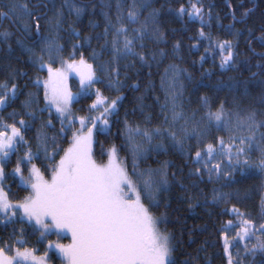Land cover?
Instances as JSON below:
<instances>
[{"label": "snow or ice", "instance_id": "obj_1", "mask_svg": "<svg viewBox=\"0 0 264 264\" xmlns=\"http://www.w3.org/2000/svg\"><path fill=\"white\" fill-rule=\"evenodd\" d=\"M51 0H9L8 11L0 12V18L18 22L22 25L24 33L32 35L35 29L40 53L37 55L36 49L25 48L37 70H47L48 79L40 80L38 77L33 81L34 86L39 89L44 88V108L38 111H55L61 118V132L65 119L69 124L73 123L70 106L75 99L67 90V73L75 71L79 75L81 84V95H91L95 85L104 83L101 75L98 74L93 64L88 63L79 50L91 43V37H86L82 43L73 44L70 60L62 58L64 46L59 43L58 34L62 27L63 10H56L53 17H48L43 11L48 7ZM70 9H74L77 19L84 12V8L76 7L65 0ZM191 11L183 6L179 8L177 15H187L189 21H199L201 25L206 22L201 7L197 4H190ZM150 9V11H149ZM147 11L146 16L143 13ZM253 9H247L241 15L243 22ZM106 26L102 35L96 37L103 39L102 49L110 54L107 64L99 65V72L107 78V86L119 92L123 88L120 79V62L127 60L130 63L127 67H135L136 61L142 65H150V60H156L157 53L146 54V41L160 43L164 41V34L159 27L158 17L160 10L152 6L151 0H129L127 11L124 6L117 4L116 23H113L107 13L104 14ZM233 24L237 21L235 11L232 12ZM41 21L47 23L49 27V37L41 34ZM95 27V25H93ZM232 27L231 25L229 26ZM57 34L56 38H51V33ZM239 33L237 32V35ZM12 33L5 29L0 31V41L9 45V37ZM75 38L80 37L79 31L72 30ZM201 38H208L203 27L199 30ZM111 37V39H109ZM18 44L24 46L23 41L18 40ZM264 44V34L261 37ZM177 42L174 49H179ZM215 47L221 54V67H232L235 65L233 45L230 41L217 43ZM139 49V50H138ZM79 53V59H76ZM226 53V54H225ZM45 55L47 63H45ZM166 54L163 50L159 52L160 57ZM92 58L97 59V53L92 52ZM205 58L201 57V62ZM59 60L61 67L54 68V63ZM258 68H264V64H258ZM255 76L256 74L253 73ZM188 78L191 74H187ZM182 70L175 64L169 65L165 70L164 77L161 78V85L164 87L166 97L161 106L162 124L151 129L141 128L139 125L132 127L125 120L126 138L132 145V171L129 173L126 161L119 157L115 145L109 150L107 163H98L92 155L93 130L97 132H108L110 124L109 117L118 111V102L123 99L117 96L109 100L103 97L99 88L95 90L96 100L90 106L89 111L99 113L96 116L80 117L81 128L78 133L72 136L71 146L62 151L64 155L60 157L58 163L50 166V176L46 179L44 173L39 168L32 165L29 175L22 174L20 163L13 169V173L20 175L21 185L30 189V194L18 203H12L7 193L0 187V217L7 222H15L19 219L26 220L33 229L39 232L43 240H47L49 234L55 232L59 236L62 232L71 233L72 243L68 246L62 244L48 245L49 249L55 248L64 258L65 264H177L175 253L177 251L174 237L162 231L160 228L164 220L163 216L154 214L153 209L161 206V197L169 192L171 180L175 179L181 184L185 192L188 191L177 177L176 172H169L170 162L165 161L157 168H146L140 170L139 161L147 160L150 152H166L169 141L171 146L182 154L186 155L193 168L189 171V176L201 177L206 173L209 180L215 175L222 174L231 176L232 173L224 172L220 163H213L219 157H226L227 167L233 171L237 168L251 169L253 167L250 158L253 152L258 153V160L255 167L264 174V111L257 113L249 110L241 115L239 110L230 111L221 103L213 111L207 97L202 98V104L207 112L200 121L195 120V112L192 117L185 115L182 103H178L182 95ZM127 78V76H126ZM138 90L139 85L130 86ZM18 88L15 82L0 84V109L10 106L17 98ZM29 99L24 101V107L29 111L26 113L31 119L37 118V112L33 111V105L38 104V96L35 93H28ZM159 99V98H157ZM264 103V97H262ZM170 112V118L168 113ZM15 115V113L10 114ZM233 117L235 119H233ZM181 121L183 123H181ZM206 121V122H205ZM16 124L4 125L10 128L11 135L0 132V181L5 177V164L9 153L18 150V144L24 141L21 129H28V125L23 119ZM99 124V127L97 125ZM90 125V127L88 126ZM51 120L43 123L37 134V154L42 150L45 158L55 159L56 148H53V155L49 156L48 139L46 128L51 127ZM227 130L229 138L226 142L222 137L218 138L217 144L206 143L203 148L199 144L204 143L212 129ZM140 138L141 142H137ZM197 140V149H186V143L191 139ZM55 143L56 137H51ZM34 154L29 148L26 153L28 163H31ZM195 187V185H193ZM229 194L212 190L213 202L223 201ZM196 197L189 196L188 200H195ZM147 202V203H145ZM190 207L193 205L190 203ZM264 207V199L261 201ZM233 213L238 210L231 209ZM228 224L231 226L232 221ZM22 231V230H21ZM260 235L257 236L256 233ZM240 240L255 237L256 243L251 248L244 245L245 255L255 257L259 251L264 255V223L257 227L251 220H242L241 229L237 234ZM19 242V241H18ZM0 243H3L0 241ZM25 243V242H20ZM227 233L224 237V252L227 254V264H234V257L229 251ZM12 251L11 245L0 247V264H46L45 257L37 258L33 252L24 248L15 249V255H8ZM46 255V254H45ZM237 256L239 251L237 250ZM181 264H192L190 259H186ZM235 264H243L242 259H237ZM264 264V261L261 262Z\"/></svg>", "mask_w": 264, "mask_h": 264}, {"label": "trees", "instance_id": "obj_2", "mask_svg": "<svg viewBox=\"0 0 264 264\" xmlns=\"http://www.w3.org/2000/svg\"><path fill=\"white\" fill-rule=\"evenodd\" d=\"M45 2L47 3L48 0ZM70 2L76 7L84 8L79 19L74 9H70L65 0H51L48 7L43 9L48 17H53L58 9L63 10L62 27L58 34L59 43L64 46L62 58L69 61L72 45L82 43L86 37H91V43L79 51L83 52L85 60L97 69L104 83L95 85L91 95H81L82 86L78 80L74 77L69 79L70 87L78 95V99L72 106L73 123L69 124L66 118L63 133L61 118L58 114L53 110L43 113L38 111L45 106L44 88L41 85L37 89L33 81L37 77L42 81L46 80L48 73L46 69L38 71L25 51V48L32 47L36 49L37 55L40 53L42 45L38 43L39 37H36L35 29L32 35H27L18 22L13 23L11 20L0 18V31L8 29L12 33L9 37L11 48L0 41V84L15 82L18 88L16 100L10 106L0 109V132L10 136V128L4 125L16 124L19 128L17 121L21 119L29 126L27 130L21 129L24 141L27 143L18 144V150L9 153L4 166L5 177L1 186L12 203L22 201L30 194V189L21 185L20 175L13 173L17 162L21 161L20 168L25 177L29 175L32 165H35L48 178L51 164L59 162L60 157L64 155L61 149L66 150L71 146L73 134L78 133L81 128L79 118L94 117L99 114L89 111L96 100V88H99L102 96L109 100L117 96H122L123 99L118 102L117 113L109 117L108 132L93 130L94 158L98 163H106L109 150L115 145L119 157L126 161L130 174L133 163L132 145L126 138L125 120L128 125L132 127L139 125L142 129H151L162 124L161 106L165 102L166 93L161 85V78L164 77L169 65L175 64L182 70L183 89L178 103H182L186 116L192 117L195 112L196 121H200L207 112L202 104L204 97L208 98L213 111L221 103L230 111L239 110L241 115L249 110H255L257 113L264 111V103H262L264 68L257 67L258 64H264V44L261 43V37L264 34V0H151L152 6L160 10L158 20L164 34V41L145 42L146 54L157 53L156 60H150V65H142L137 60L135 67L125 68V65L130 62L127 60L120 62V79L124 86L119 92L109 88L107 78L99 72V65L107 64L110 54L102 49L104 40H97L96 37L103 34L107 24L104 14L107 13L112 22L116 23L117 4H123L126 13L129 0H70ZM191 3L203 9L206 22L204 25H201L199 21H189L187 15H177L182 6L191 11ZM8 5L9 0H0V12H7ZM247 9H253V11L244 18L243 22H239L242 13ZM233 11L238 21L235 24L232 20ZM147 14V11L143 13L144 16ZM201 27L206 37L210 39L200 37ZM73 29L79 31L78 39L73 37ZM40 31L42 36H50L49 27L44 21H41ZM56 36L55 32L51 33V38ZM18 40L23 41V47L17 43ZM224 41H230L233 45L235 65L232 67L220 66L221 54L215 45ZM177 42L180 47L174 49ZM161 50L166 54L164 57L159 56ZM93 51L97 53V59L92 58ZM201 57L205 58L203 62ZM76 59H79V53ZM47 62L45 55V63ZM53 67H61L59 60ZM188 73L191 74L190 78L187 76ZM253 73L256 75L254 76ZM134 84L139 85L138 90L130 87ZM28 93H35L38 96V104H34L32 109L37 112L35 120L26 114L29 110L24 107V101L29 99ZM13 113H15L14 116L10 115ZM168 115L170 118V112ZM48 120H51L52 124L45 129L49 137L48 155H53L52 149L56 148L54 160L46 159L42 150L37 154L38 130ZM53 136L56 137L55 143L51 140ZM220 137L227 142L229 132L223 129L217 131L213 128L199 147L203 148L206 143L217 144ZM137 142H141L140 138H137ZM164 142L168 145L167 151L150 152L147 160L139 161V168L140 170L149 167L157 168L168 161L170 162L169 172H176L182 184L188 188L185 192L181 184L170 176L169 192L161 197V206L153 209L155 215L164 217L161 223L162 231L166 230L174 237L177 246L175 253L177 264H181L186 259H190L192 264H227V254L224 252L225 233L231 245L229 251L234 257V264L237 259H242L243 264H261L264 261V255L259 251L256 252L255 257L250 254L245 255L244 245L247 244L251 248L256 243L255 237L240 240L237 235L240 232L242 220H251L257 227L264 223V207L261 206V201L264 199V174L254 166L258 160V153L253 152L251 155L250 161L253 165L251 169L237 168L234 171L227 167L226 157H219L213 163H220L221 169L224 172L230 171L232 175L222 174L219 177L214 175L209 180L206 173L202 178L189 176V171L193 168L189 158L173 148L169 141ZM185 147L192 149L194 156V150L198 147L197 140L191 138ZM29 148L34 154L31 163H28L26 159ZM213 189L229 195L223 201L213 202ZM193 195L196 199L189 201L188 197ZM190 203L192 207L189 206ZM233 208L242 215L233 213L231 211ZM14 219L15 222H7L0 217V241L3 242L0 243V247L11 245L13 248H28L38 255H44L46 243L55 239L54 234L49 235L47 240H43L31 224L19 219V215ZM229 221H232L231 226L228 224ZM256 235L259 236L260 233L257 232ZM237 250L239 256H237ZM54 260L55 263L62 262L58 258Z\"/></svg>", "mask_w": 264, "mask_h": 264}, {"label": "rangeland", "instance_id": "obj_3", "mask_svg": "<svg viewBox=\"0 0 264 264\" xmlns=\"http://www.w3.org/2000/svg\"><path fill=\"white\" fill-rule=\"evenodd\" d=\"M71 77H74V78H76L77 80H78V82L80 83V79H79V75L75 72V71H70V72H68L67 73V81H66V86H67V90L71 93V95L73 96V97H75V99L73 100V102H72V104H71V106H70V109H71V111H72V106H73V104H74V102L78 99V95L77 94H75L74 92H73V90L71 89V87H70V84H69V79L71 78ZM47 79H48V77H47ZM46 79V80H47ZM81 85V84H80ZM52 110L56 113V114H58L56 111H55V107H53L52 108ZM59 115V114H58ZM93 150H94V135H93V144H92V155H93V158H94V154H93ZM9 157V156H8ZM8 159V158H7ZM95 159V158H94ZM108 160V159H107ZM106 163H107V161H106ZM46 178V177H45ZM47 179V178H46ZM1 182L2 181H0V187H2L1 186ZM26 221V220H25ZM27 222V221H26ZM29 223V222H28ZM30 224V223H29ZM160 228H161V225H160ZM162 230V229H161ZM51 234H54V236H55V239H53V240H51V241H48L47 243H46V255L44 254V255H38L35 251L33 252V254L37 257V258H39V257H45V259H46V264H65V261H64V258L59 254V252H58V250L57 249H55V248H52V249H49L48 248V245H49V243L51 242L52 244H62V245H65V246H68V245H70L71 243H72V238H71V233L70 232H67V231H64V232H62L59 236H57L56 234H55V232H53V233H51ZM51 234H49V235H51ZM12 251L11 252H9L8 253V255H12V256H14L15 255V249H17V248H13L12 247ZM21 251H23V249H20ZM29 250H31V249H29ZM55 258H58V259H60L62 262L60 263V262H57V263H55L56 261L54 260Z\"/></svg>", "mask_w": 264, "mask_h": 264}]
</instances>
